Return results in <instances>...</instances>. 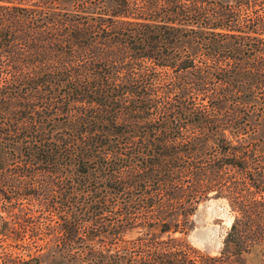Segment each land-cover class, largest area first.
I'll return each mask as SVG.
<instances>
[{"label":"trees","instance_id":"trees-1","mask_svg":"<svg viewBox=\"0 0 264 264\" xmlns=\"http://www.w3.org/2000/svg\"><path fill=\"white\" fill-rule=\"evenodd\" d=\"M262 124L264 0H0V195L44 197L62 248L211 194L234 211L219 264L264 259ZM139 237L136 264L183 262Z\"/></svg>","mask_w":264,"mask_h":264},{"label":"rangeland","instance_id":"rangeland-1","mask_svg":"<svg viewBox=\"0 0 264 264\" xmlns=\"http://www.w3.org/2000/svg\"><path fill=\"white\" fill-rule=\"evenodd\" d=\"M254 135L264 139V124L258 126ZM3 167L8 172L14 166L8 164ZM209 195L199 201L194 211H190L187 223L180 220L173 226L177 219L174 215L167 219L169 228L162 233L156 226L144 233L146 229L141 224H133V227L119 236L115 244H110L112 234L108 233L96 242V246L88 248L90 251L78 247V252H74V247L71 248L68 244L64 248L60 242L57 244L55 239L61 233V219L56 211H46L39 206L44 197L40 200H33L29 196L15 197V203L20 199L26 211H9V200L0 195V264H136L134 258L129 259L127 256L131 254L137 257L136 243L140 241L139 236L142 239L161 240L158 243L164 249L179 250L183 257L180 264H219L217 256L220 254L224 234L233 220L234 211L224 197ZM14 205L18 209V205ZM66 213L67 211H60L59 214L65 216ZM22 214L28 220L21 228L19 223H23ZM4 222L7 223L6 227ZM51 227L56 230L54 234L51 233ZM14 231L15 234H11ZM149 239L146 242H150ZM169 241L171 243L168 244ZM91 255L95 256L93 260L88 259ZM244 256V261L237 260L234 264H264V259L255 250Z\"/></svg>","mask_w":264,"mask_h":264}]
</instances>
